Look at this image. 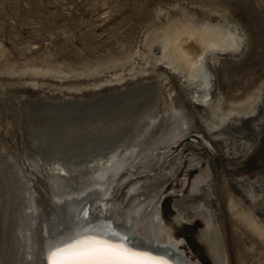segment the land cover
<instances>
[{
	"label": "rangeland",
	"instance_id": "1",
	"mask_svg": "<svg viewBox=\"0 0 264 264\" xmlns=\"http://www.w3.org/2000/svg\"><path fill=\"white\" fill-rule=\"evenodd\" d=\"M184 28L241 45L207 44L193 76ZM95 179L119 210L154 195L194 264H264V0H0V264H38L39 206L60 215L54 188Z\"/></svg>",
	"mask_w": 264,
	"mask_h": 264
},
{
	"label": "bare ground",
	"instance_id": "2",
	"mask_svg": "<svg viewBox=\"0 0 264 264\" xmlns=\"http://www.w3.org/2000/svg\"><path fill=\"white\" fill-rule=\"evenodd\" d=\"M209 30L207 29L200 30L198 31V33H196L197 32L196 30L194 34L192 28L191 29L184 28L183 30L177 32L176 38H174L173 50L175 51L176 57H178L179 60L183 59L184 63H186V65L188 66V69H189L188 71H190L193 76H195L200 71V69H202L201 66H202L203 61L199 62L198 60H201V58L199 59V57H201L202 52L206 50L205 48L207 44L214 45V46H220L222 48V51L224 52L233 51L235 49H238L241 45V42L238 39V35L236 32L223 31V35H222V34H215L213 33L214 32L213 30H212L213 32ZM197 61L199 64H197ZM209 99H210V96L206 94L200 100V103L202 104L207 103ZM177 130L178 128L176 124L174 125V127L171 129V131L168 134L173 137H176L178 136ZM179 166H180L179 159H175V161H173L170 164L167 170H165L163 177H167V176H171L175 174ZM136 177H138V175L135 176V178ZM146 179L149 180V178H146ZM200 181L201 180L194 182L192 190L196 198L201 200L200 205L203 204L204 206L206 201L209 199V196L212 197L214 195L212 194L211 189L209 188L206 189V187H199L201 186V185H198ZM102 185H103L102 182H99L98 179H95V182L93 181L91 183L81 185L79 187H71L70 185V188L69 187L64 188V186L63 187L59 186L57 188V191H56V188H54L53 191L55 195L53 194V196H51L49 201L51 205L54 206V208L51 206L53 209L57 207V209L61 210L62 213L60 215L56 212V210L55 211L51 210L50 213L45 212L44 208H42L40 205L42 202L41 203L39 202V205H40L39 211L41 212L39 214V211H38L37 214L42 215V216L38 217L36 215L38 217L37 218L38 219L37 228H36L38 232L37 243L39 244V251H40L39 252L40 255H38L39 256L38 264H42V258H41L42 256L41 252L43 251V250L41 251L42 243L44 244L43 247L45 249H49L50 245L59 243L60 240L65 238L68 233H74V235L75 234H82V235L86 234V235H97V236L107 235V237L111 239V236H109V234L106 233L108 230V226L110 225L115 227L120 232V235H119L120 237L127 238L126 240L127 243L133 242L134 246H137V247L141 245L153 246V247H156L157 249H160V250L163 249L166 251L172 249L173 251H176V252L175 253L173 252V255L172 254L170 255L171 257L167 255H158V256L164 257L169 262V264H187V263H184L181 259H179L177 255L178 253L180 254L182 252L178 251L174 246L169 245L168 244L169 242L163 239V236H162L163 231L161 230L162 228L160 227L161 226L160 225L161 216H160L159 209H158L159 207L158 205H155L153 203L154 201H152L153 198L155 197L154 195L152 197L149 196L150 198H144L143 200L135 198L136 200L138 199V201H136V203L133 204L131 208L127 209V211L122 209L124 211L123 212L122 210H119L117 207H116L117 209L114 208L113 204L110 206L109 201L107 200H104V203L101 202L102 194L100 197L99 193L100 191H102L101 189H105L104 187H106L105 185L103 186ZM148 185L149 184L147 183V186ZM49 193H50L49 190H47L45 192V196L49 195ZM141 194H144V193H141ZM40 195H41V198H43L42 197L43 194L41 193ZM145 195L146 194H144V197ZM140 197H142V195ZM145 203L147 204V207L144 211V215L141 218H139L141 206L144 205ZM67 207L73 208V209L83 207L82 212L88 213V217L89 218L91 217L94 224L92 225L89 220L87 223L83 222L84 218L75 223L70 222L68 215L65 212V209ZM232 207H234V205H232ZM176 208L181 214L187 215V213H184V210L182 209L180 204L176 205ZM45 209L47 210V208ZM202 209L204 210V207ZM36 210H37V207H36ZM207 211L208 210H206V212ZM62 214L63 216H61ZM206 215L207 217L209 216L208 214ZM101 217H104V218H101ZM208 220H209L208 229H209V235H210L209 237H210L211 243L215 246V248L217 249L216 251L218 253L219 252L222 253V251L224 253V250L221 249L222 248L221 246H223L221 244L223 242L222 237L220 238V234H218L217 232L218 228L215 225L214 217L212 214L210 215ZM212 225L215 226V229H214L215 231H212ZM141 226L144 227L145 230L143 231L140 230ZM113 239H116V238H113ZM182 254L183 256H185L184 253ZM184 258H187V257H184Z\"/></svg>",
	"mask_w": 264,
	"mask_h": 264
},
{
	"label": "snow or ice",
	"instance_id": "3",
	"mask_svg": "<svg viewBox=\"0 0 264 264\" xmlns=\"http://www.w3.org/2000/svg\"><path fill=\"white\" fill-rule=\"evenodd\" d=\"M111 236L116 239L75 234L51 247L48 264H169L162 256L130 247L119 233Z\"/></svg>",
	"mask_w": 264,
	"mask_h": 264
},
{
	"label": "water",
	"instance_id": "4",
	"mask_svg": "<svg viewBox=\"0 0 264 264\" xmlns=\"http://www.w3.org/2000/svg\"><path fill=\"white\" fill-rule=\"evenodd\" d=\"M82 210H83V207H80V208H77V209H73V208H69V207H67V208L65 209V212L67 213L70 222L75 223V222H78V221H80L81 219L84 218V221H83V222L87 223L88 220H89L90 223L93 225L94 222L92 221L91 217L89 218V217H88V213H84V212H82ZM90 230H92V229H90ZM113 232H115V233H119V235H120V232H119L115 227H113L112 225L108 226V230H107L106 233L109 234V236H111V233H113ZM72 236H74V233H68L67 236H66L65 238H63V239L60 240V242H62V241H64V240H67L68 238H70V237H72ZM113 238H116V237L111 236V239H113ZM54 245H56V244H52V245H50L49 249H45V248L43 247L44 244L42 243V249H41V251L43 250V251L41 252V254H42V256H41V258H42V264H48V260H47V252H48V251L51 249V247H53ZM128 245H129L130 247H135V248H137L138 250H143V251L151 252V253H153V254H155V255H167V256L171 257L170 255H171V254L173 255V252H174V253L176 252V251H173L172 249L166 251V250H163V249L160 250V249H157L156 247H153V246H146V245H141V246L137 247V246H134L133 242H129ZM177 255H178L179 259H181L184 263H187V264H194V262H191V261L188 260L187 258H184L185 256H183L182 253H180V254L178 253Z\"/></svg>",
	"mask_w": 264,
	"mask_h": 264
}]
</instances>
